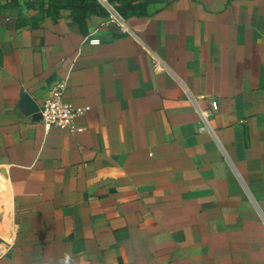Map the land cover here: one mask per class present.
Wrapping results in <instances>:
<instances>
[{"label":"crops","instance_id":"1","mask_svg":"<svg viewBox=\"0 0 264 264\" xmlns=\"http://www.w3.org/2000/svg\"><path fill=\"white\" fill-rule=\"evenodd\" d=\"M140 1L0 0V264H264V0ZM60 81L89 111L44 132L18 103Z\"/></svg>","mask_w":264,"mask_h":264},{"label":"trees","instance_id":"2","mask_svg":"<svg viewBox=\"0 0 264 264\" xmlns=\"http://www.w3.org/2000/svg\"><path fill=\"white\" fill-rule=\"evenodd\" d=\"M107 3L122 19L131 16L143 17L146 14V4L140 0H107ZM5 7L8 9L20 7L23 11H34L41 15V18L47 17L52 21H55L62 12H67L69 20L76 24L80 31L84 29L87 18L108 16L105 8L96 0H8ZM39 20L30 17L29 27H37ZM22 22L21 25L27 23Z\"/></svg>","mask_w":264,"mask_h":264},{"label":"built area","instance_id":"3","mask_svg":"<svg viewBox=\"0 0 264 264\" xmlns=\"http://www.w3.org/2000/svg\"><path fill=\"white\" fill-rule=\"evenodd\" d=\"M102 5L108 13V19L121 22V18L113 11L112 7L107 3V0H96ZM152 68L154 71L161 72L164 67L154 60L152 62ZM65 83L60 81L56 83L43 97L41 104L38 107V113L40 115L39 124L44 132L54 130H64L68 132H75V122L78 118L83 117L88 111L87 106H75L63 98V92ZM210 111H215L217 105L215 100H210ZM206 112H202L201 125L199 131L204 130L207 127Z\"/></svg>","mask_w":264,"mask_h":264},{"label":"water","instance_id":"4","mask_svg":"<svg viewBox=\"0 0 264 264\" xmlns=\"http://www.w3.org/2000/svg\"><path fill=\"white\" fill-rule=\"evenodd\" d=\"M18 106L22 107L26 111V113L30 116L32 122L37 123L40 121L38 107L32 101H30L26 96L20 97Z\"/></svg>","mask_w":264,"mask_h":264}]
</instances>
